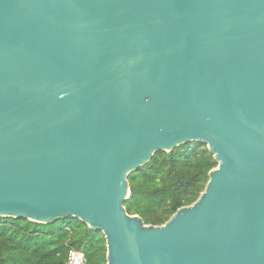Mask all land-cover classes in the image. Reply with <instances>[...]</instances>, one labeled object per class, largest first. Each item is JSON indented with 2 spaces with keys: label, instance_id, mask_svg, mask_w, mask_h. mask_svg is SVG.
Returning a JSON list of instances; mask_svg holds the SVG:
<instances>
[{
  "label": "water",
  "instance_id": "water-1",
  "mask_svg": "<svg viewBox=\"0 0 264 264\" xmlns=\"http://www.w3.org/2000/svg\"><path fill=\"white\" fill-rule=\"evenodd\" d=\"M218 163L162 226L128 177ZM75 218L107 264H264V0H0V218Z\"/></svg>",
  "mask_w": 264,
  "mask_h": 264
},
{
  "label": "trees",
  "instance_id": "trees-1",
  "mask_svg": "<svg viewBox=\"0 0 264 264\" xmlns=\"http://www.w3.org/2000/svg\"><path fill=\"white\" fill-rule=\"evenodd\" d=\"M218 163L202 143L158 152L128 177L130 196L124 206L146 225L162 226L204 192ZM70 249L84 252L86 264H107L106 239L75 218L39 224L0 218V264H66Z\"/></svg>",
  "mask_w": 264,
  "mask_h": 264
},
{
  "label": "built area",
  "instance_id": "built-area-1",
  "mask_svg": "<svg viewBox=\"0 0 264 264\" xmlns=\"http://www.w3.org/2000/svg\"><path fill=\"white\" fill-rule=\"evenodd\" d=\"M86 255L76 249H70L68 254V260L66 264H86Z\"/></svg>",
  "mask_w": 264,
  "mask_h": 264
}]
</instances>
